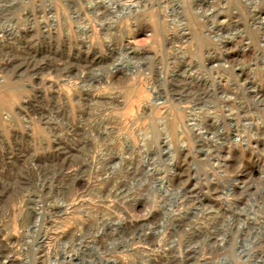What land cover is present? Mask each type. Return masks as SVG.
<instances>
[{
	"label": "rangeland",
	"instance_id": "rangeland-1",
	"mask_svg": "<svg viewBox=\"0 0 264 264\" xmlns=\"http://www.w3.org/2000/svg\"><path fill=\"white\" fill-rule=\"evenodd\" d=\"M126 1L0 0V264H264V0Z\"/></svg>",
	"mask_w": 264,
	"mask_h": 264
},
{
	"label": "bare ground",
	"instance_id": "bare-ground-1",
	"mask_svg": "<svg viewBox=\"0 0 264 264\" xmlns=\"http://www.w3.org/2000/svg\"><path fill=\"white\" fill-rule=\"evenodd\" d=\"M109 1V0H108ZM139 1V0H138ZM137 1V2H138ZM115 2V1H114ZM121 3H122V1H120ZM117 3V2H116ZM119 3V2H118ZM118 3H117V5H118ZM105 4V3H104ZM103 5V4H102ZM115 5V4H114ZM136 5V3L134 2V1H131V0H128V1H126V3L125 4H123V8H125V9H131L133 6H135ZM112 6V5H111ZM122 6V5H121ZM120 6V7H121ZM100 7V6H99ZM108 7V6H107ZM136 7V6H135ZM133 9V8H132ZM136 9V8H135ZM207 10V9H206ZM130 11V10H129ZM125 12V11H124ZM128 12V11H127ZM214 12V11H213ZM209 14V13H208ZM211 14H212V12H211ZM204 15V14H203ZM207 14H205V17L207 18V16H206ZM212 16V15H211ZM210 17V16H209ZM210 19V18H209ZM208 21V20H207ZM197 73V72H196ZM196 76V75H195ZM254 77V76H253ZM220 79V78H219ZM252 79V78H251ZM192 81V80H191ZM201 82V81H200ZM213 82V81H212ZM194 83V82H193ZM205 83V82H204ZM190 84H191V82H190ZM216 85V84H215ZM221 88V87H220ZM236 89V88H235ZM249 89V88H248ZM251 89V92H253V98L255 97V98H260V94H259V92L260 91H258L257 89H253V88H250ZM229 91V90H228ZM155 92H156V89H155ZM227 93V92H226ZM142 96H144L143 95V92L141 93V95H139V97H140V99H141V97ZM152 96V95H151ZM151 96H150V98H149V100H147V101H144L143 102V104L145 105V106H149L150 105V102L152 101V99L153 98H151ZM143 98V97H142ZM183 101V100H182ZM260 101V100H259ZM142 104V103H141ZM184 104H186V103H184ZM242 104V103H241ZM152 105V104H151ZM196 105H197V103H196ZM195 104H187L186 106H184L183 107V105H182V107L185 109V110H183V111H188V110H186V108H189V111H188V119L190 120V121H192L193 123H192V126H191V128H196L197 126L199 127V126H201L202 125V122H201V120H200V118H198V110H196L198 107L196 106ZM182 107H179V108H182ZM186 107V108H185ZM150 108V107H149ZM231 110V109H230ZM187 114V113H186ZM231 116V115H230ZM245 116V115H244ZM229 117V116H228ZM244 119V118H243ZM231 120V119H230ZM228 121V120H227ZM204 122V121H203ZM207 122V121H206ZM230 122V121H229ZM208 123V122H207ZM203 125H205V124H203ZM208 126V125H207ZM204 127V126H203ZM201 128V127H200ZM205 128V127H204ZM207 128V127H206ZM205 130V129H204ZM204 130H199V134H202V135H204V133H205V131ZM212 132V131H211ZM215 132V131H214ZM241 132V131H240ZM183 133V132H182ZM206 134V133H205ZM220 136V135H219ZM184 139V138H183ZM198 139V138H197ZM211 141V140H210ZM221 143V142H220ZM208 145V144H207ZM219 241V240H218ZM22 259V258H21ZM10 260V259H9ZM9 260H6V261H2L1 262V264H10L9 263ZM20 264H28V260H27V258H23L22 259V261L21 262H19ZM12 264V263H11ZM14 264H16V263H14Z\"/></svg>",
	"mask_w": 264,
	"mask_h": 264
}]
</instances>
